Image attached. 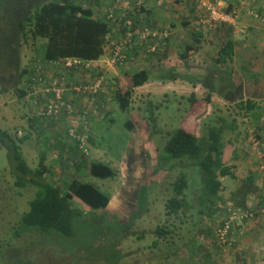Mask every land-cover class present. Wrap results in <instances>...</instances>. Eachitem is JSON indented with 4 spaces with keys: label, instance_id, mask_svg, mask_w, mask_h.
<instances>
[{
    "label": "crops",
    "instance_id": "0c3cea01",
    "mask_svg": "<svg viewBox=\"0 0 264 264\" xmlns=\"http://www.w3.org/2000/svg\"><path fill=\"white\" fill-rule=\"evenodd\" d=\"M209 1L220 13H228L226 11H229L228 7L231 6L233 10L229 13L236 12L237 16L235 25L217 22L216 28L213 29L212 25L208 24V21H211L209 11L206 8H197L188 0H79L80 6L91 9L95 16L102 20H106L108 11L112 10L119 14V20H122V17L132 19L136 28L141 25L157 28L161 31L167 30L169 37L154 43L156 49L159 48L154 53L148 52L150 49L148 43L134 50L135 64L114 67L108 57L104 56H109L107 55L108 50L111 51L113 42L120 39L121 32L110 23L111 32L107 37L104 55L95 62L96 67L92 68L91 74H89L92 76L104 75V88L100 93L90 97L86 95L79 97L75 93L67 92L66 100L74 106L73 115L63 111L55 119L41 118L38 115L41 105H35L34 100L25 95L24 102L28 108L27 114L24 115V118L28 120L29 134L27 133V137L30 139V132H38L39 130L36 141L39 146L43 147V150L39 151L40 157L44 155L46 162L47 158L50 159L49 163H45L49 168L50 175H54L58 179L55 183L58 187L66 188L74 179L81 181L83 175H85L84 178L88 179L91 176L88 165L91 166V162H100L102 159L98 150L94 151L93 154L97 161L85 157L77 145L80 141L78 140L76 143L68 137L67 127H75L79 136L87 138V146L90 152L89 145H92L93 136L99 129V125L106 119H109L111 124L114 122L111 116L115 104L122 109L117 100L118 93L124 92L125 89H132L130 106L126 110L122 109L128 110L132 117V120L126 123L127 128L132 133L130 154L124 161H111L109 163L116 171V176L112 180L115 185L120 186V189L113 193L107 208L104 210L119 205L120 202L130 205L128 199L140 190L139 198L142 196L144 191L142 181L147 175L148 164L157 155L156 140L160 135L171 132L168 129L167 114L163 111L174 106L178 113L180 112V106L169 103V101L175 102L172 101L173 98L191 102L190 108L182 114L184 120L179 129L194 133L197 137H199L197 129L201 120H198L197 123L193 119L201 115L200 112H197L201 107L208 108V103L212 107L217 104V108H239L241 105L243 109L239 108V110L244 112V120L251 127L247 139L246 152L248 155L246 156H248L249 162L252 158H256V160L255 163L252 161V166L246 176H239L243 164L239 161L236 162L233 168L235 174L233 180L237 188L235 192H232V195L239 192L238 188H242L241 193L245 195V199L239 203L242 206L237 207L264 205V148L255 147L256 140L264 141V0H254L256 3L252 7L246 5V0ZM202 21H207V23L203 24ZM209 31H212L213 34ZM208 32L210 33L209 36ZM42 40L38 38L34 43L41 42V45L44 46ZM229 40L234 43L233 61L221 64L218 62L219 53ZM212 45L216 46L214 59L209 55ZM187 47H190V50L187 51ZM143 50L144 52H142ZM183 54H185V58ZM38 58V60L36 58L34 60L40 64H48V62H43V54ZM212 61L215 64L214 67ZM216 66H222V71H212L216 69ZM140 70L147 71L149 79L145 84L131 88V80L126 76ZM78 71L80 69L75 71L62 70L61 73L65 74L68 80L73 83L80 73ZM173 73L179 78L171 80L169 74ZM59 75L60 70L57 66L47 69L49 80ZM206 77L209 78L208 85L213 86L215 90L213 88L211 90L208 85L205 86L203 79ZM26 78L22 79L21 83L15 87V95H17V89L27 92ZM150 99H165L166 104L161 105L160 103L153 107L152 104L156 101L149 102ZM143 102H149V107L143 108ZM251 104L254 105L253 110L247 108ZM181 109H183L182 106ZM85 111L88 112L87 118L83 114ZM147 113L152 115L151 119L148 118ZM159 114L160 118H158ZM82 116L83 119L80 120ZM140 123L141 127H139ZM157 125L166 127V129L158 130ZM148 126H151L152 131ZM227 126L234 130L239 128L235 124L232 125L233 127L228 124ZM227 151L228 147L226 146L224 158ZM261 163L263 165H260ZM71 174H80V176L76 177ZM224 179H221L222 182ZM109 185L103 184V187L108 188ZM223 188L225 191L226 187L223 186ZM126 193H129L127 198ZM106 194L110 195V192ZM256 202L257 204H255ZM76 203L81 204L79 200L74 198L72 204ZM259 221L260 218L248 220L243 225L234 226L235 229L232 231V236H236L235 240L233 239L232 248L234 246L237 249V246L240 245L237 250L240 249L243 252L239 251V254L255 256L256 260L252 261L253 264H264V256L259 257L250 251L252 247L255 250L257 246L264 249L262 248L264 244V220L261 223ZM235 255L240 257L237 252L231 254L229 263L235 262ZM225 262L228 264V260ZM220 263L222 264V261Z\"/></svg>",
    "mask_w": 264,
    "mask_h": 264
},
{
    "label": "rangeland",
    "instance_id": "374dc122",
    "mask_svg": "<svg viewBox=\"0 0 264 264\" xmlns=\"http://www.w3.org/2000/svg\"><path fill=\"white\" fill-rule=\"evenodd\" d=\"M16 20L12 19V27ZM208 23L212 25L213 29L216 28L213 22L208 21ZM209 32L213 34L212 31ZM40 39H43L42 42L45 46L47 40ZM0 45H2L1 42ZM215 51L216 46L212 45L209 55L213 59L216 55ZM42 54L41 42L35 44H31V41L22 42L19 54L20 68L34 66L32 64L34 58L38 60ZM5 60L9 61L8 58L5 59L4 50L0 48V127L10 131L17 139L24 140L21 144L23 159L30 168L36 169L41 159L39 151L43 150V147L39 146L36 141L39 130L30 132L31 138L28 139V120L24 118L28 108L24 101L17 102L18 94L15 95V87H17L15 81L18 72L11 71L9 62L7 63ZM212 65L215 66L213 61ZM91 69V67L81 69L78 71L80 73L77 80L73 81L75 87L82 89L78 94L79 97L93 95L89 87L94 85L99 77L89 75ZM222 69V66H216V69L212 71H222ZM205 83H209V78H205ZM104 85L105 82L102 83L98 93L103 90ZM152 101H156L152 104L153 107L160 103L161 105L166 104L165 99L149 100V102ZM172 101L175 102L169 101V103L180 106V112L178 113L174 106L163 111L167 114L168 129L171 132L179 129L184 120L182 114L191 106V102L182 99L173 98ZM149 102H143L142 107L148 108ZM115 105L111 116L114 122L111 124L109 119L103 120L93 136L92 145H89L91 160L97 161L93 157L96 150L100 152L102 158L100 162L106 164L111 161H124L130 154L132 133L126 123L132 120V117L128 110L124 111L117 104ZM208 105V108L201 107V110H197L201 115L193 119L197 123L198 120H201L197 129L199 137L207 135L206 133L213 126L223 125V121L230 127L236 123L239 126L237 130L225 129L223 139L228 151L224 163L233 167L236 162H241L243 168L240 170L239 176H246L252 166V161L255 163L256 158L250 159L251 162H249L248 156H246L248 155L246 152L247 139L251 127L244 120V112L238 107L217 108V104L215 107L210 106L209 103ZM83 114L87 118L88 112L85 111ZM147 114L151 119L152 115ZM158 118H160V114ZM82 119L83 116L80 120ZM139 127H141V123ZM148 127L152 131L151 126ZM157 127L158 130L166 129L161 125H157ZM165 139L166 136L163 134L156 140L157 155L148 164L147 175L142 181V189H145L146 193H142L143 195L139 198L140 190L128 199L130 205L120 202L119 205L112 206L108 210H93L82 203L72 204V207L81 211L82 215L79 218L77 215L75 218L74 235L69 238L59 234L61 239L57 235L49 237L48 234H41L37 231L24 232L20 228L21 217L29 210L30 201L34 199L37 188L35 186H27L22 189L16 187L17 172L14 170L12 162L8 160L6 149L0 147V264H120L117 254L119 250L121 264H210L211 262L221 264L220 261L222 264H226V260H228V264H231L229 263L231 254L236 252L240 257L235 255L234 264H248L256 260L255 256L239 254V251L243 252V250H237L240 245L237 246V249L234 246L232 248L231 244L221 246L215 235L216 228L229 217L230 209L234 208V205L242 206L239 204L245 199V195L241 193L242 188H238L239 192L232 195L237 186L232 177H226L223 181V186L226 187L225 191L220 193L222 202L217 201V205L208 203L207 207H204L202 205V201L205 200L202 194L204 183L201 169L195 160L188 157L160 161V153L163 151ZM47 162L49 163L50 159L47 158ZM75 163L78 162L75 161ZM75 168L77 167L75 166ZM182 175L188 181L184 192V199L188 207L178 215L168 216L166 214L167 201L175 195L174 183ZM72 176L79 177L80 174ZM84 176H81V181L94 183L103 192H110V197L117 189H120V186L115 185L112 178L100 179L89 176L86 179ZM45 177L54 184L58 180L50 173H47ZM103 184L110 185L108 188H104ZM126 194L127 198L129 193ZM256 206L258 207L259 204ZM139 213L138 217L132 218L134 214L137 216ZM257 218H260L259 223L264 220L261 215H256L252 220ZM159 227L167 229L169 234L160 237L156 233V229ZM17 231L22 232L21 236L15 237ZM235 237L231 236L229 239L231 243ZM155 241H158L157 245H153ZM262 248H264V244ZM250 251L259 257L264 256V249H260L258 246L255 250L252 247ZM100 253H102L101 256ZM204 255H211L210 261L205 259Z\"/></svg>",
    "mask_w": 264,
    "mask_h": 264
},
{
    "label": "trees",
    "instance_id": "16d2710c",
    "mask_svg": "<svg viewBox=\"0 0 264 264\" xmlns=\"http://www.w3.org/2000/svg\"><path fill=\"white\" fill-rule=\"evenodd\" d=\"M246 1V5L249 7L256 3L254 0ZM228 8L229 11H226L228 13L233 10L231 6ZM12 19H17L13 27ZM110 32V24L106 20L96 17L91 9L80 6L79 0H0V42L2 44L0 48L7 55H5V59L8 58L9 61H5L9 62L11 71L18 72L15 81L17 85L28 75L29 77L34 75L30 68H20L19 54L22 39L23 42L31 39L33 44L39 37L47 40V44L43 46V62H56L72 57L85 61H96L104 55V47ZM188 50L190 47H187ZM183 55L185 58V54ZM233 57L234 43L229 40L219 53L218 62L226 64L232 62ZM135 62L130 64H135ZM174 74H169L171 80L179 78ZM126 77L131 80V88H136L148 81L149 73L140 70ZM203 83L205 86L208 85L205 83V79H203ZM208 86L212 90L213 86ZM213 90L215 89L213 88ZM123 91L118 93L117 100L122 109L126 110L130 106L132 89ZM26 93L24 90L17 89L19 96L16 95L17 102L24 101L25 95H28ZM239 108L243 109L241 105ZM247 108L253 110L254 105L251 104ZM234 124L237 126L236 123ZM226 128L228 129V126L223 121V125L213 126L202 138L184 129H176L165 134L166 142L163 144L159 160H176L188 157L196 161L203 173L204 189L202 194L205 200L202 201V205L204 207H207L208 203L217 205V201L222 202L220 193L224 191V188L221 178H234L235 176L234 166H227L224 163L226 145L223 136ZM23 142V139H17L10 131L0 127V147L6 149L8 160L12 162V166L17 172L16 187L22 189L27 186H35L37 188L34 199L30 201L29 210L21 217L20 228L24 232L37 231L41 234H48L49 237L57 235L60 239L59 234H62L70 238L74 235L76 216L79 215L77 216L79 218L82 215L81 211L72 207V200L76 198L93 210H104L109 204L110 195L101 191L93 183L76 179L72 180L66 188L58 187L45 177L49 173V168L45 163L44 155L40 157L36 169L28 166L21 153ZM77 145L79 148V144ZM90 164L88 170L91 176L100 179H113L116 176V171L109 164L103 162H91ZM187 186L188 181L183 175L174 183L175 195L169 198L166 204L168 216L178 215L188 207L184 199ZM144 193H146L145 189ZM139 215L140 213L137 216L134 214L132 218ZM234 229H231L228 235L229 239ZM156 233L160 237L169 234L167 229L160 227L156 229ZM21 234V231H17L15 237H19ZM217 241L219 242L218 238ZM230 243L231 240L226 245ZM157 244L158 241L153 243V245ZM119 251H117L118 262L121 264V252ZM204 258L209 260L211 255H204ZM210 264L218 263L211 262Z\"/></svg>",
    "mask_w": 264,
    "mask_h": 264
},
{
    "label": "built area",
    "instance_id": "2783aa9c",
    "mask_svg": "<svg viewBox=\"0 0 264 264\" xmlns=\"http://www.w3.org/2000/svg\"><path fill=\"white\" fill-rule=\"evenodd\" d=\"M190 4L196 5L197 8H206L210 13L211 23L217 24V22H225L231 25L236 23V12L232 14L220 13L216 7L209 0H188ZM106 18L110 21H117L119 14L109 10ZM123 23L121 27L125 28V32L121 39L113 43L110 51V63L113 66L123 67L129 65L131 62H135L136 57L134 55V50L142 47L145 44H150V49L148 52H156V45L154 43L158 40L167 39L169 37V32L167 30H159L157 28H150L148 26H134L132 19H124L122 17ZM201 23L206 24L207 21H202ZM210 24V23H208ZM211 25V24H210ZM144 52V50L142 51ZM131 53V55H130ZM144 54V53H143ZM56 63V62H55ZM57 65L59 63H56ZM55 64V65H56ZM64 67L66 69H87L93 68L94 65L92 61H84L78 58L66 59L64 61ZM44 66L42 64H36L33 69V76L27 77L26 91L28 97L34 100L35 105H41V110L38 115L44 119H55L58 118L63 111H67L69 115H73L74 106L68 102L65 97L66 93H75L78 95L82 89L75 87L73 84H69L65 78L61 79H51L48 80L43 74ZM98 80L94 85L90 86V92L97 94L99 88L104 82V75H99ZM69 125V124H68ZM67 133L71 140L79 142V149L84 156L90 154L87 146V138L79 136L77 134L76 128L67 127ZM264 141H255L256 148H264ZM257 211L256 213L254 211ZM256 215H261L264 217V205H249L246 208L236 207L230 210L229 218L224 221V224L217 229L216 236L222 246H225L229 241L228 235L231 229H234V225H243L246 221L253 219ZM231 244V243H230ZM253 264V263H248Z\"/></svg>",
    "mask_w": 264,
    "mask_h": 264
},
{
    "label": "clouds",
    "instance_id": "9594fccd",
    "mask_svg": "<svg viewBox=\"0 0 264 264\" xmlns=\"http://www.w3.org/2000/svg\"><path fill=\"white\" fill-rule=\"evenodd\" d=\"M106 21L110 24L111 23V25H114V26H116L118 29H119V31L121 32V37L123 36V34H124V32H125V28L123 27H121V24L123 23V21L122 20H117V21H110V20H108L107 18H106ZM121 37H120V39H121ZM119 39V40H120ZM119 40H117V41H119ZM29 41H31V44H33V40H29ZM29 41H27V42H29ZM117 41H115V42H117ZM115 42H113V43H115ZM22 43V42H21ZM20 43V44H21ZM24 43H26V42H24ZM113 45V44H112ZM4 55H6L5 53H4ZM107 55H109V56H104V57H108V59H109V61H110V51L108 50V54ZM7 56V55H6ZM73 58V57H72ZM102 58V57H101ZM66 59H71V58H65V59H62V60H59V61H56V63H59L58 65L55 63V62H49L47 65H44V63H42V65L44 66V71H43V74L47 77V79H48V76H47V69L49 68V67H58V69L60 70V75L58 76V77H56V78H54V79H61V78H65L66 79V81L69 83V84H73V83H71L69 80H68V78H67V76L65 75V74H63V73H61V71L62 70H66V71H71V70H69V69H66L65 67H64V61L66 60ZM79 59V58H78ZM99 60V59H98ZM98 60H96V61H98ZM85 61V60H84ZM96 61H92V63H93V65H94V67H96L95 66V62ZM34 66H29L30 67V69L32 70V72H33V69L35 68V66H36V64H38V61H36V60H33V63H32ZM40 64V63H39ZM56 64V65H55ZM93 67V68H94ZM114 67H116V66H114ZM118 67V66H117ZM72 70H78V69H72ZM81 70V69H80ZM99 76V75H98ZM97 76V77H98ZM27 79V78H26ZM53 79V78H52ZM49 80V79H48ZM104 82H105V79H104ZM90 156V154L88 155V156H85V157H89ZM237 206H234V208H236ZM248 207V206H247ZM242 208H246V207H242ZM231 210V209H230ZM229 218V217H228ZM224 224V221L223 222H221L220 223V225L216 228V231H217V229L218 228H220L222 225ZM242 225V224H241ZM234 226H236V224L234 225ZM216 231H215V235H216ZM216 238H217V236H216ZM218 242V241H217ZM219 243V242H218ZM220 244V243H219ZM221 245V244H220ZM222 246V245H221Z\"/></svg>",
    "mask_w": 264,
    "mask_h": 264
}]
</instances>
